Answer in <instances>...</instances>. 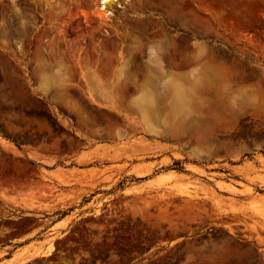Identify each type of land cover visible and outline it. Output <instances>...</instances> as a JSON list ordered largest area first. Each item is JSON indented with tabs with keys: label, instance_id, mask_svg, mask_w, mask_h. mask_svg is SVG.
<instances>
[{
	"label": "rangeland",
	"instance_id": "1",
	"mask_svg": "<svg viewBox=\"0 0 264 264\" xmlns=\"http://www.w3.org/2000/svg\"><path fill=\"white\" fill-rule=\"evenodd\" d=\"M104 5L0 0V264H264V0Z\"/></svg>",
	"mask_w": 264,
	"mask_h": 264
},
{
	"label": "bare ground",
	"instance_id": "2",
	"mask_svg": "<svg viewBox=\"0 0 264 264\" xmlns=\"http://www.w3.org/2000/svg\"><path fill=\"white\" fill-rule=\"evenodd\" d=\"M110 1H112V0H102V3L105 4V5L103 6V8L106 7V3H107V2H110ZM207 69H208V68H207ZM209 69H210V68H209Z\"/></svg>",
	"mask_w": 264,
	"mask_h": 264
}]
</instances>
